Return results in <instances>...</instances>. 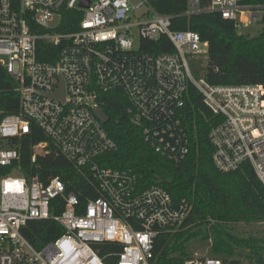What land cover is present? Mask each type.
I'll return each mask as SVG.
<instances>
[{
    "label": "built area",
    "instance_id": "2783aa9c",
    "mask_svg": "<svg viewBox=\"0 0 264 264\" xmlns=\"http://www.w3.org/2000/svg\"><path fill=\"white\" fill-rule=\"evenodd\" d=\"M82 1L0 0V67L19 94L17 112L7 113L0 91V264H105L100 244L119 246L113 264H161L156 239L180 231L189 217L191 205L184 200L174 203L158 186L140 190L131 170L96 163L117 148L93 112L101 108L98 92H122L130 122L144 141L179 164L191 148L184 109L192 88L216 119L207 137L215 170L228 174L247 164L264 187V85L214 86L195 78L188 59L207 55V42L191 30H173L174 17L158 13L149 0L137 6L128 0H86L87 8L80 7ZM240 1L210 0L201 9L200 0H187L181 16L218 13L239 33L264 15V7ZM140 7L144 11L136 16ZM62 10L82 11L76 31L55 32ZM162 37L173 52L143 50V41ZM40 42L60 46L56 62L37 60ZM61 85L64 99L49 97ZM32 125L47 141L31 147V164L51 151L63 156L86 177L96 198L82 204L58 178L43 183L23 170L13 140L29 135ZM30 221L55 222L62 233L35 249L21 232ZM167 261L224 264L220 257L197 253L174 254Z\"/></svg>",
    "mask_w": 264,
    "mask_h": 264
},
{
    "label": "trees",
    "instance_id": "16d2710c",
    "mask_svg": "<svg viewBox=\"0 0 264 264\" xmlns=\"http://www.w3.org/2000/svg\"><path fill=\"white\" fill-rule=\"evenodd\" d=\"M160 14L173 16V30H191L208 44L207 65L202 77L214 86L264 85V26L255 37L239 34L234 23L223 19L218 13H201L181 16L187 10V0H149ZM210 0H200L201 9L208 7ZM240 5L264 7V0H241ZM82 19L81 10L61 11V21L56 33H71L78 29ZM261 23L264 25V15ZM45 32V31H42ZM143 50L155 53H171L173 47L165 38L156 42H142ZM60 46L45 43L37 45V60L54 63ZM0 91L3 108L7 113L18 109L19 94L16 82L0 67ZM190 100L184 109V119L191 142L189 155L179 164H174L159 155L144 141L141 130L133 126L127 114L128 102L122 92H98V102L109 118L104 129L116 143V150L106 152L96 159L105 169L131 170L138 178V188L151 186L164 189L174 203L182 200L191 205L189 217L175 234L160 235L155 241V250L160 254L161 264L178 254L186 256L193 238L210 240L211 255L220 257L224 264H264V239L237 235L227 229L237 222L264 221V187L251 167L244 164L236 172L221 174L211 162L212 148L208 133L216 119L203 106L197 93L189 91ZM47 141L43 132L32 125L29 135L19 141L13 140L20 154L23 170L30 177H39L43 183L58 178L67 191L79 195L80 202L96 198V193L71 163L51 151L31 164V147ZM86 175L88 168L85 169ZM208 227L210 234L201 232ZM23 237L35 249L55 240L62 233L61 227L52 221H30L22 229ZM98 248L105 264H113L119 246L100 244ZM168 263V261H167Z\"/></svg>",
    "mask_w": 264,
    "mask_h": 264
},
{
    "label": "rangeland",
    "instance_id": "374dc122",
    "mask_svg": "<svg viewBox=\"0 0 264 264\" xmlns=\"http://www.w3.org/2000/svg\"><path fill=\"white\" fill-rule=\"evenodd\" d=\"M129 4L131 6H137L141 0H128ZM144 11L143 7L138 8L134 13L135 15H140ZM264 14V11H263ZM58 23L57 18L55 17L52 22L50 23V26H56ZM263 24L258 22L257 24H253L249 27L242 28L239 34L247 35L249 37H255L258 35L260 30L263 28ZM189 66L192 71V74L195 78L202 77L206 65H207V55L198 58L197 60L194 59H188ZM227 229L230 230V232L237 234V235H244L246 237H254V238H260L264 239V221H257V222H237L236 224H229ZM202 235L203 234H210V231L208 227L202 226L201 228ZM210 246L211 242L210 240H202L200 236H197L191 240L189 243L187 249H189L190 253H197L199 256H209L210 253ZM242 264H245L242 258Z\"/></svg>",
    "mask_w": 264,
    "mask_h": 264
},
{
    "label": "water",
    "instance_id": "95a60500",
    "mask_svg": "<svg viewBox=\"0 0 264 264\" xmlns=\"http://www.w3.org/2000/svg\"><path fill=\"white\" fill-rule=\"evenodd\" d=\"M80 7L81 8H87L88 7V3L86 0H83L80 4ZM49 97H51L52 99H61L63 100L64 99V96H63V87L61 85V89L59 92L55 93V94H52L50 95ZM95 116L97 117V119H99L100 123L105 125L108 123L109 121V118L107 117V115L105 114V112L101 109V108H95L93 110Z\"/></svg>",
    "mask_w": 264,
    "mask_h": 264
}]
</instances>
